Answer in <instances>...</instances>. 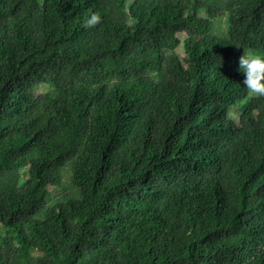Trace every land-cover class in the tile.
Listing matches in <instances>:
<instances>
[{
  "label": "trees",
  "instance_id": "1",
  "mask_svg": "<svg viewBox=\"0 0 264 264\" xmlns=\"http://www.w3.org/2000/svg\"><path fill=\"white\" fill-rule=\"evenodd\" d=\"M249 51L264 0H0V264H264Z\"/></svg>",
  "mask_w": 264,
  "mask_h": 264
},
{
  "label": "clouds",
  "instance_id": "2",
  "mask_svg": "<svg viewBox=\"0 0 264 264\" xmlns=\"http://www.w3.org/2000/svg\"><path fill=\"white\" fill-rule=\"evenodd\" d=\"M100 21L98 14H91L85 21L86 26H93ZM238 71L243 73L242 84L254 97H264V55L244 52L238 58Z\"/></svg>",
  "mask_w": 264,
  "mask_h": 264
},
{
  "label": "rangeland",
  "instance_id": "3",
  "mask_svg": "<svg viewBox=\"0 0 264 264\" xmlns=\"http://www.w3.org/2000/svg\"><path fill=\"white\" fill-rule=\"evenodd\" d=\"M226 25H227V13L226 12H222L217 18L214 19L213 21V29L219 34H225V28H226ZM179 53H182V50L181 48H179ZM47 88V86H41L39 91L41 89H45ZM64 171V169H63ZM66 175V174H65ZM64 183L67 184V186H69V178H67V175H66V178L64 179Z\"/></svg>",
  "mask_w": 264,
  "mask_h": 264
}]
</instances>
